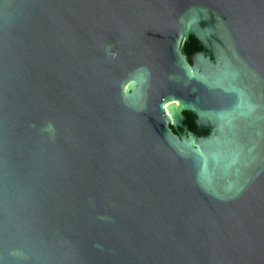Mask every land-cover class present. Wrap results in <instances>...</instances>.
I'll return each mask as SVG.
<instances>
[{
  "label": "water",
  "instance_id": "95a60500",
  "mask_svg": "<svg viewBox=\"0 0 264 264\" xmlns=\"http://www.w3.org/2000/svg\"><path fill=\"white\" fill-rule=\"evenodd\" d=\"M0 264H264V0H0Z\"/></svg>",
  "mask_w": 264,
  "mask_h": 264
},
{
  "label": "trees",
  "instance_id": "16d2710c",
  "mask_svg": "<svg viewBox=\"0 0 264 264\" xmlns=\"http://www.w3.org/2000/svg\"><path fill=\"white\" fill-rule=\"evenodd\" d=\"M201 51H202V49L199 47L198 41L195 38L191 37L185 46V50H184L185 54L188 57H190V56H193V55H195ZM185 115L188 118L187 123H188L190 129L193 131H196V126H195L194 121H193V119H195V117L190 113H186Z\"/></svg>",
  "mask_w": 264,
  "mask_h": 264
},
{
  "label": "flooded vegetation",
  "instance_id": "af4514ba",
  "mask_svg": "<svg viewBox=\"0 0 264 264\" xmlns=\"http://www.w3.org/2000/svg\"><path fill=\"white\" fill-rule=\"evenodd\" d=\"M186 55V54H185ZM186 116V115H185ZM188 118L186 116V120L183 122V125L181 127H179L178 129H176V133L179 135V136H186V132H185V129L183 128V126H186L190 129L188 123ZM194 121V124H195V121H196V118L193 119ZM196 126V125H195ZM190 132L193 133L195 136H198V137H207L208 136V132L206 131H198L197 128H196V131H193L190 129Z\"/></svg>",
  "mask_w": 264,
  "mask_h": 264
},
{
  "label": "bare ground",
  "instance_id": "6f19581e",
  "mask_svg": "<svg viewBox=\"0 0 264 264\" xmlns=\"http://www.w3.org/2000/svg\"><path fill=\"white\" fill-rule=\"evenodd\" d=\"M166 108L168 110V116H169L171 122L174 123L175 122V119H174L175 113L179 111L180 105L177 102H175V103L168 104Z\"/></svg>",
  "mask_w": 264,
  "mask_h": 264
},
{
  "label": "rangeland",
  "instance_id": "374dc122",
  "mask_svg": "<svg viewBox=\"0 0 264 264\" xmlns=\"http://www.w3.org/2000/svg\"><path fill=\"white\" fill-rule=\"evenodd\" d=\"M179 104V103H178Z\"/></svg>",
  "mask_w": 264,
  "mask_h": 264
}]
</instances>
